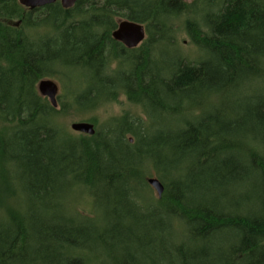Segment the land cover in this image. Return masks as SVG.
<instances>
[{"label":"trees","instance_id":"16d2710c","mask_svg":"<svg viewBox=\"0 0 264 264\" xmlns=\"http://www.w3.org/2000/svg\"><path fill=\"white\" fill-rule=\"evenodd\" d=\"M187 12L179 0H80L32 11L0 0V264H97L90 255L98 250L111 264H264V95L238 94L264 72V0H220L202 26L185 27L203 58L157 65L152 50L174 45L169 21ZM117 19L145 27L139 47L111 38ZM63 75L84 89L71 92L70 105L57 96L53 108L37 83ZM119 95L145 118L179 121L150 135L143 121L122 117L108 133L78 137L58 124L68 108L94 109ZM221 98L231 104L222 108ZM161 158L164 170L154 162ZM150 168L161 198L150 193ZM184 168L191 184L167 176ZM14 173L21 190L12 189ZM71 180L87 187L102 221H78L59 205ZM223 189L240 194L225 206Z\"/></svg>","mask_w":264,"mask_h":264},{"label":"rangeland","instance_id":"374dc122","mask_svg":"<svg viewBox=\"0 0 264 264\" xmlns=\"http://www.w3.org/2000/svg\"><path fill=\"white\" fill-rule=\"evenodd\" d=\"M208 0H190L188 2H184L186 4V8L189 10L187 13H183L179 15L178 17L171 18L169 21V24L172 25L173 28V46H170L169 44L165 42H161L157 49L154 48L151 52V56L156 61L157 65H163L165 66L171 61H174L176 56H181L187 59L190 62L194 61H200V59L203 58L202 52L195 46L191 38L187 34L186 24L188 23H194L197 25H201L203 23V17L206 14V10L210 12H214L217 8V4L220 3V0L215 1V5L212 7H207ZM120 19H117V24L120 22ZM43 30L37 31V34H42ZM147 38V36H146ZM142 44V43H141ZM140 44V45H141ZM139 45V46H140ZM138 46V47H139ZM118 65L114 68V65H112L111 69L118 70ZM75 77L77 78V75L75 74ZM54 81L58 87V97L63 98V101L66 103V105H70L72 93L76 91H82L84 89V85H82L81 89L79 84L74 81V79L67 75H63V79L61 80L60 77H55L51 79ZM62 81V82H61ZM243 87H239L238 94L240 97L245 96H253L254 94L264 95V72H262L261 77L257 78L256 80H252L249 83H247V86L243 85ZM78 93V92H76ZM214 98V97H213ZM58 100V99H57ZM59 103V101H58ZM217 105L223 106L231 104V99L227 101V99H218ZM147 117L145 118L142 113V109L140 106L132 104L127 101V99L123 95H119L116 97V100L114 101H106L102 102L100 105L96 106L94 109L90 110H75L74 108H68L66 109L64 115L61 117V119L58 121L59 126L65 130L66 133H70L72 137H78L80 134L74 133L70 130L69 126L71 123L74 122H89L92 123L95 127V130L98 133L104 134L110 132L111 126L113 125V122L115 120H119L122 117H127L129 121L132 120H141L145 123V128H147V132L152 135L157 130H173L174 123L178 122L179 120L176 118H172L170 116H167L166 114H159L154 113L151 114V112H148ZM174 121V122H173ZM126 140H131V144H133L134 141H136V138L131 135H126ZM133 141V142H132ZM151 159L149 158L147 160V163L150 165ZM154 162L158 163V166L161 167V169L164 170V163L163 158H161V161L158 159H155ZM162 162V163H161ZM152 164V163H151ZM172 169V168H170ZM144 174H148V171L144 172ZM20 176V175H19ZM167 176H170V178L175 179L176 181H181L185 183L186 185L191 184L189 177V171L184 168V170H171L167 173ZM18 173H14L12 178L14 183H12V189L14 191L21 190V184L17 179ZM145 178H157L156 173L152 168L149 169V174L146 175ZM70 184H67L65 181L62 182V190L60 191L58 195L59 205L63 208V210L67 212H71L70 214H73L77 218V220H81V218H89L90 215L95 221H102V218L104 216V210L101 208H98L96 204L94 205V202H92V198L89 193H87L86 188L83 186H76L77 182L75 180H71L69 182ZM88 190V189H87ZM227 189H223V192H226L224 194L225 197L220 198V203L223 205H229V198L233 200L234 198L239 196V192H227ZM146 193H142L141 197L145 202V205H150V201L152 200V197L154 199H157L156 193L150 189L149 194L148 191L145 190ZM195 198L198 197L197 195L194 196ZM97 258L93 255H90V257H93L96 259L97 264H111V259L108 257V255L103 250H98L95 254ZM149 264V263H148Z\"/></svg>","mask_w":264,"mask_h":264},{"label":"water","instance_id":"95a60500","mask_svg":"<svg viewBox=\"0 0 264 264\" xmlns=\"http://www.w3.org/2000/svg\"><path fill=\"white\" fill-rule=\"evenodd\" d=\"M78 1L80 0H17L21 7L30 11L52 5L56 2H59L62 9L68 10L73 8ZM179 1L188 2L190 0ZM16 26H18V23H16ZM111 38L115 42L120 43L124 48L132 50L137 48L146 39L145 27L141 24L121 20L117 24L116 29L112 31ZM37 92L41 97L46 98L53 108H57L59 87L54 81L50 79L40 80L37 83ZM69 128L74 133L86 136H93L96 132L94 125L89 122H74L70 124ZM147 184L153 189L157 197L161 198L164 188L159 180L148 178Z\"/></svg>","mask_w":264,"mask_h":264},{"label":"flooded vegetation","instance_id":"af4514ba","mask_svg":"<svg viewBox=\"0 0 264 264\" xmlns=\"http://www.w3.org/2000/svg\"><path fill=\"white\" fill-rule=\"evenodd\" d=\"M120 44V43H119Z\"/></svg>","mask_w":264,"mask_h":264}]
</instances>
